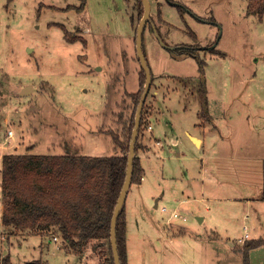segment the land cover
<instances>
[{
    "label": "rangeland",
    "instance_id": "374dc122",
    "mask_svg": "<svg viewBox=\"0 0 264 264\" xmlns=\"http://www.w3.org/2000/svg\"><path fill=\"white\" fill-rule=\"evenodd\" d=\"M149 1L143 49L153 80L142 110L143 127L152 123V115L157 119L155 115L166 114L190 148L169 147L167 138L162 152H149L152 164L158 171L162 166L164 175L148 180L144 191L155 195L147 196L145 204L157 224L131 229L126 239L127 245H141L148 255L147 245H156L159 253L173 241L193 245L198 233L209 232L210 221L198 224L205 203L194 200L199 197L201 154L206 156L205 179L218 182L217 191H211L216 197L237 192L261 197L264 160V15L261 19L247 15V0H161L159 18L158 4ZM79 5L80 0H0V166L4 153H26L31 147L33 154H75L68 145L76 143L77 148L83 145L84 154L104 156L121 153L112 136L128 142L134 109L129 92L139 89L137 0H85L81 11L66 9ZM175 47H190L197 58ZM201 110L206 116L199 115ZM196 121L216 125L205 151L192 146L186 134L195 133ZM97 129L102 135L91 138ZM149 164L145 161L144 167ZM242 167L253 173L246 182L249 186L237 185L243 182ZM224 181L227 184L221 186ZM190 182L197 184L196 191L188 189ZM2 203L0 181V208ZM207 204L216 222L217 233H211L217 242L237 244L245 231L251 232V220L243 219L241 211L223 221L213 203ZM162 206L178 210L186 219L165 224ZM178 225H183L185 235L170 239L169 232H177ZM12 230L0 219V264L6 254L10 264L35 259L44 264H102V253L108 250L106 241L92 240L80 253L58 234L54 242L52 236ZM135 257H140L138 250Z\"/></svg>",
    "mask_w": 264,
    "mask_h": 264
},
{
    "label": "trees",
    "instance_id": "16d2710c",
    "mask_svg": "<svg viewBox=\"0 0 264 264\" xmlns=\"http://www.w3.org/2000/svg\"><path fill=\"white\" fill-rule=\"evenodd\" d=\"M84 6L85 0H80L78 7L67 6L66 9L75 8L81 11ZM137 9L140 19L144 10L142 0H137ZM246 14L261 19L264 15V0H247ZM157 15L162 18L159 10ZM177 50L193 54L190 47ZM193 56L197 58L196 55ZM198 64L199 71L203 72V61L199 60ZM144 83L145 73L140 66L139 89L135 93H129L134 109L127 129L128 142L122 143L112 136L115 145L121 149L120 154L103 156L4 153L0 166L2 223L12 227V231L24 230L41 237L50 238L58 234L71 249L80 253L92 240L106 241L108 250L102 253L105 255L102 264H114L110 243V219L125 178L128 146ZM206 103L204 96L203 108H206ZM199 115L206 116L202 110ZM142 125L141 115L138 134ZM138 147L137 136L135 153ZM142 176L143 168L135 155L130 186L139 183ZM262 176L261 199L264 200V160ZM116 241L120 264H127L125 204L122 205L116 222ZM262 244L264 239L244 240L240 246L242 264H250L249 251ZM33 262L44 264L41 259H35ZM1 264H10L9 254L1 258Z\"/></svg>",
    "mask_w": 264,
    "mask_h": 264
},
{
    "label": "crops",
    "instance_id": "0c3cea01",
    "mask_svg": "<svg viewBox=\"0 0 264 264\" xmlns=\"http://www.w3.org/2000/svg\"><path fill=\"white\" fill-rule=\"evenodd\" d=\"M133 2L134 1H132L133 11L134 13H137L136 5H134ZM155 2L158 4V8H156L157 9L156 13H158L159 10L162 16V10H161L162 1L155 0ZM150 8H151V4H150ZM142 43H143V38H142ZM97 69L101 70V67H98ZM199 76H201V73L199 74ZM136 91L129 93H135ZM198 108L199 106H197L196 108V117H198L197 115ZM183 109L186 110L187 108L185 109L183 107ZM155 116H157V119L152 115L151 118L152 123L151 124L147 123L146 125H144L143 127L144 129H142L141 134L139 136L140 137L138 141L139 147L135 155L139 158L140 164L143 168V176L139 183L131 184L126 194L125 203H124L125 214H126V239L131 229L136 231V230H141L142 226H146L148 224H154V225L157 224V220L152 217L151 215L152 213L151 214L149 213L150 211L149 209H147L145 204V201L148 198L147 196L151 195V197L153 198L155 195L152 194V192L146 194L144 193V191L146 190L147 187H149L148 180H152V182H154V180L156 181L159 175L161 177H164V175H163V170L161 168L162 166H159V171H158L157 168L155 167V164H152L153 161H151L150 159L149 152H156V150L158 153L162 152V148H164V146L167 145V138L169 142L171 141V144L167 145L169 147H172L171 145L178 146L179 144H182L185 148L187 147L190 148L189 144L184 142V140H182L181 138H179L177 132L172 128V121L170 117L168 118L166 114L165 115L160 114ZM196 120H198V118H196ZM148 125H150V129H148L147 127ZM215 126L216 125L210 127H208L207 125L202 126L199 125L198 121H196L193 125V129L195 130V133H191L188 130L186 131L190 144L192 146H195L199 150L205 151V146L208 147L210 145L212 139L211 137L213 136V133L217 131L215 129ZM101 135L102 133L100 132V129H97L96 133L92 134L91 138L98 139L100 138ZM215 139H217V134H215ZM218 139H220V137ZM68 147L70 149L69 151H72L75 154L85 153L83 152V150L80 149L81 147H83V145L80 148L78 147L79 148L78 149L76 143H69ZM33 148H31V150H29L26 153H31ZM200 156H201L200 157L201 162L199 166V173L201 177L199 183V197L195 198L194 200L197 199L199 202L205 203L204 213L201 214V216H198L199 219L198 224L203 225L207 223V221H210L208 226V228L210 229L208 230L209 232L206 231L205 236L202 235L203 232L202 234L198 233V237H196V239H192L191 241L193 245H173L174 244L173 241L172 245L162 246L160 248L159 253L155 248L156 245H147V247L149 246L147 250L151 251L150 255L146 253L145 249L141 245L139 247L134 248V245H127V241H126L127 264H242V253L240 252V250H238L239 247L237 248V246H241L244 240L246 239H257V238L264 239V200L261 199L260 196H250V195L238 196L241 195L239 194V192L235 194L236 196H234V194L229 197L226 195L220 197L214 196L211 193V191L212 189H214L213 192L217 191L216 187L218 182H212L210 178L205 179L207 170L206 167L204 166V159L206 158V156L204 154L203 155L201 154ZM145 161H150L151 163L149 164L150 166L147 169L144 167ZM247 168L248 167L241 168V177L243 182L241 183L236 182L237 185L249 186V184L246 182L249 180V175H253V173H251L250 171L244 172V170ZM184 173H188V172L184 170ZM204 181L207 183V185H204L203 183ZM262 182H263V176H262ZM220 184L221 186L222 185L225 186L227 183L224 181V182H220ZM187 185H188L187 186L188 189L193 191L197 190L196 183L190 182ZM208 185H212V186L208 188ZM258 185H261L260 180ZM181 193L182 194L185 193V190H183ZM163 195L164 193L161 192L158 197H155L154 207H158V200L162 199ZM183 200L185 199H182L181 202H185ZM181 202L178 203V205L181 204ZM210 202L213 203L214 211L220 214V219H222L223 221L229 220L232 217V215L237 214L238 211H241L243 213L242 214L243 219L247 218L251 220V232L248 233L247 231H245V233H247V237H245V233H244L239 243L234 244V242L230 241L229 245H222L221 243L217 242L216 239L212 238V235L216 234L217 232H216V222L210 216L211 206L210 204H207ZM222 204H226L227 205L226 208L221 206ZM222 208L225 209L222 210ZM1 209L2 207L0 208V215H1ZM234 212L236 213L234 214ZM140 214H144L146 217ZM173 221H176V219ZM173 221L166 222V216H165V224L171 225ZM211 232H213V234ZM169 235L171 236L170 239H174L175 236L177 237L184 236L185 230L183 228V225H178V231L169 232ZM56 248L57 245H55V249ZM137 250L140 253L139 259L135 257ZM153 255L157 256V258L156 259L148 258V257H153ZM249 262L250 264H264V244L252 248L249 251Z\"/></svg>",
    "mask_w": 264,
    "mask_h": 264
},
{
    "label": "water",
    "instance_id": "95a60500",
    "mask_svg": "<svg viewBox=\"0 0 264 264\" xmlns=\"http://www.w3.org/2000/svg\"><path fill=\"white\" fill-rule=\"evenodd\" d=\"M142 3L144 6V10H143L141 18L139 19L138 26L136 28L135 49H136L138 60L140 62V66L142 67L145 73V83L143 86V91L141 93L139 102L136 107V112H135V117H134V126L131 131V137H130L129 146H128L125 178H124L119 196L117 198V201L114 206L113 213L110 219V243H111L114 264H120L118 248H117V241H116V222H117L119 213L121 211L122 205L125 203L127 191L129 190L132 168H133V160L135 156V141L138 136V130L140 126L143 106H144L147 94L149 92V89L152 83L151 69L146 60L144 50H143V43H142L143 31H144L145 25L150 21L149 15H150L151 8H150L149 0H142ZM26 90H27V87L24 88V92L22 93H25ZM33 263L34 262H31L30 264H33Z\"/></svg>",
    "mask_w": 264,
    "mask_h": 264
},
{
    "label": "built area",
    "instance_id": "2783aa9c",
    "mask_svg": "<svg viewBox=\"0 0 264 264\" xmlns=\"http://www.w3.org/2000/svg\"><path fill=\"white\" fill-rule=\"evenodd\" d=\"M143 127V126H142ZM148 129H150V125L147 126ZM8 135H12V130H8ZM161 210L164 212V215L166 216V222H171L177 218L185 220L186 217L181 215L177 210L171 209L169 210L166 206H162ZM245 237H247V233H245ZM55 242L58 239L57 235H54L52 238Z\"/></svg>",
    "mask_w": 264,
    "mask_h": 264
}]
</instances>
